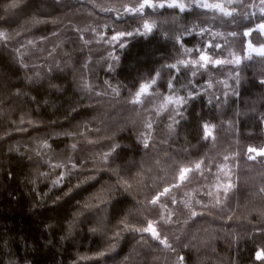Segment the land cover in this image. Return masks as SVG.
I'll list each match as a JSON object with an SVG mask.
<instances>
[{
	"label": "trees",
	"instance_id": "obj_1",
	"mask_svg": "<svg viewBox=\"0 0 264 264\" xmlns=\"http://www.w3.org/2000/svg\"><path fill=\"white\" fill-rule=\"evenodd\" d=\"M151 2L0 0V264H264L262 0Z\"/></svg>",
	"mask_w": 264,
	"mask_h": 264
},
{
	"label": "snow or ice",
	"instance_id": "obj_2",
	"mask_svg": "<svg viewBox=\"0 0 264 264\" xmlns=\"http://www.w3.org/2000/svg\"><path fill=\"white\" fill-rule=\"evenodd\" d=\"M262 3H264V0H262ZM12 6H15V5H12ZM167 6L171 7V8H179L181 11H184V5H182V4L171 3V4H168ZM195 6L200 7V8H205V9L218 10L223 16H229L230 17L233 15L232 11H226L225 8L219 3H217V4L197 3ZM146 7L153 8V7H156V5L153 4L151 2V0H143V3H140L138 8L133 6L132 8L127 9V11H129L130 13H138V12H142ZM159 7L163 8V7H165V5L163 3H161V4H159ZM143 27L149 32L152 30L150 25L147 23H145L143 25ZM259 29L261 32H264V23L259 25ZM121 35H125V34H121ZM126 35H131V33H127ZM232 35L235 36V33H233ZM244 35L248 36V35H250V32H245ZM6 38H7L6 35L3 32H0V39H6ZM113 39L115 40L116 37H113ZM120 47H124L123 43L120 44ZM207 47L210 49H219L221 47V45L213 44V43L209 42ZM197 52L199 54V59H194V60L187 62V63L199 66L201 68L207 67L208 65H220L221 63H223V61H221L220 59H213V55H218L219 53H206L203 50H197ZM259 54L261 56H264V44L260 45ZM180 63H186V62L180 61ZM169 67L175 68L176 65H169ZM157 75H159V73H157ZM194 75H195V73H194ZM155 83H156V81L153 80L152 84H155ZM148 87H149V85H147V84L140 86L139 93H137V99L135 101H133L134 103L139 102L140 93H145L147 91ZM183 99H184L183 97H180L181 101H183ZM150 126L151 125H149V127ZM206 128H207V126L205 125V129ZM145 147H148V145L146 144ZM249 151L250 152H256L257 149L250 148ZM258 154L264 156V149L259 150ZM105 155H107V154H105ZM249 158L251 159L252 157H249ZM53 167H61V165L57 164V165H54ZM72 167L75 168L76 166L72 165ZM196 167L199 168L200 165L197 164ZM182 171H187V170H182ZM180 179L185 180L186 177L182 174L180 176ZM62 180H63V175L61 174V175H59L57 180L53 181V184L58 185V184H60V182ZM168 191H169V189H167V188L164 189L165 193H167ZM161 195H163V193H161ZM158 200H159V196L155 197L152 201H150V203L156 204L158 202ZM192 215L196 216L197 213L193 212ZM126 227H127V225H126ZM129 230L151 232L154 239L158 240L162 244L166 243L165 239L161 238V235L153 227L152 222H149L148 226L146 228H143V229H131L130 228ZM167 246L171 247L170 245H167ZM101 255H102V253H101ZM256 258L261 259V258H264V256H262V254L258 252V253H256Z\"/></svg>",
	"mask_w": 264,
	"mask_h": 264
},
{
	"label": "rangeland",
	"instance_id": "obj_3",
	"mask_svg": "<svg viewBox=\"0 0 264 264\" xmlns=\"http://www.w3.org/2000/svg\"><path fill=\"white\" fill-rule=\"evenodd\" d=\"M261 11H264V3H262ZM257 30L259 31L261 36L264 37V32L260 31L259 26L257 27ZM259 50H260V46L256 47V46H253L251 44H248L247 50H246V55L247 56H261L259 54ZM174 101H177V100H174ZM165 106H167V104H165ZM92 180H94V179H92Z\"/></svg>",
	"mask_w": 264,
	"mask_h": 264
}]
</instances>
